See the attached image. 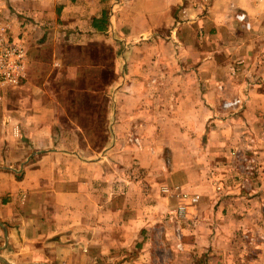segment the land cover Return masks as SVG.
I'll return each mask as SVG.
<instances>
[{
	"label": "crops",
	"instance_id": "obj_1",
	"mask_svg": "<svg viewBox=\"0 0 264 264\" xmlns=\"http://www.w3.org/2000/svg\"><path fill=\"white\" fill-rule=\"evenodd\" d=\"M0 24L27 58L0 86V264H150L182 222L165 187L200 195L193 264H264V0H0Z\"/></svg>",
	"mask_w": 264,
	"mask_h": 264
},
{
	"label": "built area",
	"instance_id": "obj_2",
	"mask_svg": "<svg viewBox=\"0 0 264 264\" xmlns=\"http://www.w3.org/2000/svg\"><path fill=\"white\" fill-rule=\"evenodd\" d=\"M237 19L247 22L246 13L236 15ZM8 28L5 25H0V86L9 87L17 85L25 77V68L27 65L26 48L22 42L12 40L8 34ZM244 106V100L240 97L226 99L222 103L225 110H237ZM177 190V189H176ZM164 191L169 195H176L181 201L177 208L178 218L181 221L187 220L188 206L187 201L196 204L200 201L199 194H191L188 191L164 188ZM182 243H179L180 247Z\"/></svg>",
	"mask_w": 264,
	"mask_h": 264
},
{
	"label": "rangeland",
	"instance_id": "obj_3",
	"mask_svg": "<svg viewBox=\"0 0 264 264\" xmlns=\"http://www.w3.org/2000/svg\"><path fill=\"white\" fill-rule=\"evenodd\" d=\"M24 46H25V44H24ZM72 52L74 53L76 51H72ZM68 98L71 100L72 99L74 100V98H75V100H77V95L72 96V94H71V96ZM87 101L93 102V101H96V99H94L92 97H88ZM93 112H95L96 114L93 115L91 121L95 122V123H99L100 118L98 117V111L94 110ZM103 144H105V141H103V139H101V140H99V142L95 143V145H97V146H102ZM243 159H244L243 157L237 158V161L242 162ZM188 192H190V191H188ZM170 201H173V200H170ZM171 204L173 206L174 205L176 206L177 202L173 201ZM187 219H188V217H187ZM174 221L169 222V224L167 225V229L169 231V234H168V238L165 239V242H162L163 239L154 238V239H152L153 244H154L153 245V244H150V241H149V244L153 245L152 246L153 257L151 256V258H150V264H172V262L178 263V264H193V262L204 261L201 258L189 256L187 253L183 252V249H181V248L185 247V243L187 242V239H185V237L187 235L191 234V229L193 228V226H191V224H193V222L191 221V223H190V221L186 220V221H182L180 223H178V222L175 223ZM181 223H182V225H181ZM171 231H172V233H171ZM179 243H182V245L180 247L178 246ZM172 245L176 246V247L178 246L179 252L181 253L180 255L178 254L176 256V259H175V255L170 250ZM138 248L141 249L142 247L139 246ZM132 254L133 253L131 252L130 255H132ZM139 256H141V255H139ZM145 259H146V261L149 260V255H147L145 257Z\"/></svg>",
	"mask_w": 264,
	"mask_h": 264
},
{
	"label": "trees",
	"instance_id": "obj_4",
	"mask_svg": "<svg viewBox=\"0 0 264 264\" xmlns=\"http://www.w3.org/2000/svg\"><path fill=\"white\" fill-rule=\"evenodd\" d=\"M92 49H94V48H90L89 53L95 54V50L92 51ZM106 74H107V72L105 71V75ZM105 82H106V79H105ZM105 112H106L105 110H99L98 111V114H100V117H103V116L105 117L106 116ZM84 128L86 129L87 133L89 135H91V138H92L93 135H96L98 137H103V135L105 133V130H104V126L103 125L95 126V127L90 126V125H85Z\"/></svg>",
	"mask_w": 264,
	"mask_h": 264
}]
</instances>
